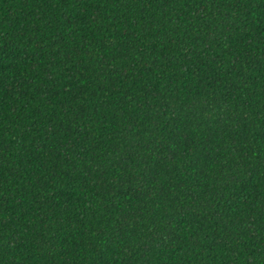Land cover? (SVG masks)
Here are the masks:
<instances>
[{
    "label": "trees",
    "instance_id": "1",
    "mask_svg": "<svg viewBox=\"0 0 264 264\" xmlns=\"http://www.w3.org/2000/svg\"><path fill=\"white\" fill-rule=\"evenodd\" d=\"M0 264H264V0H0Z\"/></svg>",
    "mask_w": 264,
    "mask_h": 264
}]
</instances>
